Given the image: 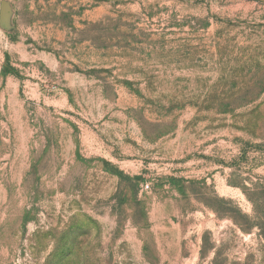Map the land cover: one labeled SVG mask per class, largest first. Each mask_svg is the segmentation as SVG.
Masks as SVG:
<instances>
[{
	"label": "rangeland",
	"instance_id": "rangeland-1",
	"mask_svg": "<svg viewBox=\"0 0 264 264\" xmlns=\"http://www.w3.org/2000/svg\"><path fill=\"white\" fill-rule=\"evenodd\" d=\"M0 264H264V0H0Z\"/></svg>",
	"mask_w": 264,
	"mask_h": 264
}]
</instances>
